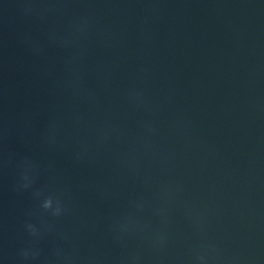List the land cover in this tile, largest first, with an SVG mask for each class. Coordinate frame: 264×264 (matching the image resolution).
<instances>
[{
  "label": "water",
  "instance_id": "1",
  "mask_svg": "<svg viewBox=\"0 0 264 264\" xmlns=\"http://www.w3.org/2000/svg\"><path fill=\"white\" fill-rule=\"evenodd\" d=\"M0 264H264V0H0Z\"/></svg>",
  "mask_w": 264,
  "mask_h": 264
},
{
  "label": "clouds",
  "instance_id": "2",
  "mask_svg": "<svg viewBox=\"0 0 264 264\" xmlns=\"http://www.w3.org/2000/svg\"><path fill=\"white\" fill-rule=\"evenodd\" d=\"M41 207L43 209H45V210H50L52 215H55V216L61 215L62 211H63L61 202L59 200H54V198L51 197V196L43 199V201L41 203ZM27 228H28L29 232L32 233L33 235H37L38 234V229L35 227V225L28 224ZM38 254H39L38 251L30 252L27 249L23 250V255H24L25 258L29 257L30 255L32 257H35ZM201 259H203V258H201Z\"/></svg>",
  "mask_w": 264,
  "mask_h": 264
}]
</instances>
